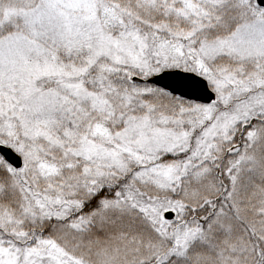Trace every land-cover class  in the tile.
Masks as SVG:
<instances>
[{
    "label": "snow or ice",
    "instance_id": "obj_1",
    "mask_svg": "<svg viewBox=\"0 0 264 264\" xmlns=\"http://www.w3.org/2000/svg\"><path fill=\"white\" fill-rule=\"evenodd\" d=\"M0 264H264V0H0Z\"/></svg>",
    "mask_w": 264,
    "mask_h": 264
}]
</instances>
